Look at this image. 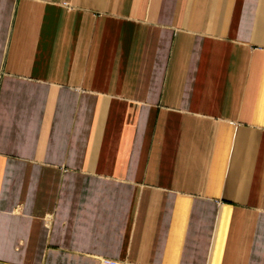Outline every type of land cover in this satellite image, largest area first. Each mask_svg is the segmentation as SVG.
Here are the masks:
<instances>
[{
	"label": "crops",
	"instance_id": "0c3cea01",
	"mask_svg": "<svg viewBox=\"0 0 264 264\" xmlns=\"http://www.w3.org/2000/svg\"><path fill=\"white\" fill-rule=\"evenodd\" d=\"M264 264V0H0V264Z\"/></svg>",
	"mask_w": 264,
	"mask_h": 264
},
{
	"label": "built area",
	"instance_id": "2783aa9c",
	"mask_svg": "<svg viewBox=\"0 0 264 264\" xmlns=\"http://www.w3.org/2000/svg\"><path fill=\"white\" fill-rule=\"evenodd\" d=\"M100 264H119V262L112 259H103Z\"/></svg>",
	"mask_w": 264,
	"mask_h": 264
}]
</instances>
